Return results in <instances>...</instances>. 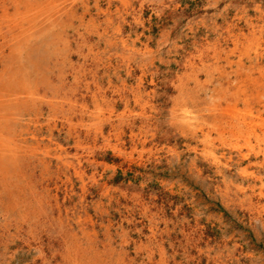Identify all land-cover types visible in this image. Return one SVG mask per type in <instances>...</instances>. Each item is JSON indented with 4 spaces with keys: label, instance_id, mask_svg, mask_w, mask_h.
<instances>
[{
    "label": "rangeland",
    "instance_id": "obj_1",
    "mask_svg": "<svg viewBox=\"0 0 264 264\" xmlns=\"http://www.w3.org/2000/svg\"><path fill=\"white\" fill-rule=\"evenodd\" d=\"M101 1H58L74 14L26 52L0 30V78L41 80L46 100L6 109L21 135L0 142V264H264V0Z\"/></svg>",
    "mask_w": 264,
    "mask_h": 264
},
{
    "label": "bare ground",
    "instance_id": "obj_2",
    "mask_svg": "<svg viewBox=\"0 0 264 264\" xmlns=\"http://www.w3.org/2000/svg\"><path fill=\"white\" fill-rule=\"evenodd\" d=\"M1 1V0H0ZM12 1V6L14 7V9H15V14H14V16H12V15H9V13H8V8L5 6V5H3V10H2V14L0 15V30L1 29H3V28H6L8 31H7V34L6 35H4L3 37V39H4V43H6V45L8 44L10 47L11 46H13V48L15 49V51L16 52H26L25 50L26 49H29V48H31L30 46L31 45H33V44H31V43H33L34 41V39L36 40V37L38 38V36H40V34L42 35L44 32H46L47 30H56V27H59L58 26V24H59V19H60V15H62V13H64V15H69V13L71 14H74L73 12H74V8L72 7V5L73 4H71V5H67V6H63V4H65L64 2H66L67 3V0H64V2H58V1H60V0H11ZM62 1V0H61ZM75 1V0H74ZM91 1V0H90ZM78 2V1H77ZM82 2V1H81ZM100 2H102L101 0H100ZM116 2V1H115ZM118 2V1H117ZM121 2L123 3V1L121 0ZM127 2V1H126ZM130 2V1H129ZM74 3V2H73ZM88 3V2H87ZM90 3V2H89ZM10 4V3H9ZM78 4V3H77ZM94 4V3H93ZM107 4H109V2L107 3ZM126 3H124V5H125ZM62 5V8L60 9L58 6H61ZM84 5V4H83ZM82 5V6H83ZM97 5V4H96ZM104 5V4H103ZM111 5V4H110ZM80 6V5H79ZM89 6V5H88ZM105 6V5H104ZM109 6V5H108ZM107 6V7H108ZM126 6V5H125ZM129 6V5H128ZM11 7V6H10ZM77 7V6H76ZM106 7V6H105ZM113 7H115V6H112V8ZM133 7V6H132ZM82 8V7H81ZM94 8H95V6H94ZM101 8V7H100ZM99 8V9H100ZM111 8V7H110ZM116 8V7H115ZM118 8V7H117ZM1 9V8H0ZM77 9H78V7H77ZM102 9V8H101ZM100 9V10H101ZM83 10V9H82ZM115 10V9H114ZM92 11V10H91ZM90 11V12H91ZM83 12V11H82ZM101 12H102V10H101ZM104 12V11H103ZM106 12V11H105ZM108 12V11H107ZM114 12V11H113ZM1 13V12H0ZM11 13H13L12 11H11ZM118 13V12H117ZM129 13V12H128ZM57 14H59L58 16H57ZM96 15V14H95ZM108 15H109V13H108ZM103 16V15H102ZM104 16H107V15H104ZM123 15H121V17H122ZM79 17H80V15H79ZM118 17V16H117ZM72 18V17H71ZM109 18V17H108ZM81 18H79V20H80ZM84 19V18H83ZM101 19V18H100ZM103 20L104 19H106V18H102ZM78 20V21H79ZM123 20V19H122ZM61 21V20H60ZM82 21V20H81ZM110 21V20H109ZM116 21V20H115ZM74 22V21H73ZM91 22V21H90ZM89 22V23H90ZM104 22V21H103ZM123 22V21H122ZM80 23V22H79ZM98 23V22H97ZM81 24V23H80ZM119 24V23H118ZM86 25V24H85ZM91 25V24H90ZM93 25V24H92ZM113 25V24H112ZM87 26V25H86ZM107 27H108V25H106ZM115 26V25H114ZM93 27V26H92ZM95 27H96V25H95ZM60 28V27H59ZM58 28V29H59ZM103 28V27H102ZM87 29V28H86ZM119 29V28H118ZM84 30V29H83ZM93 30H95V28L93 29ZM103 30V29H102ZM109 30V29H108ZM114 30V29H113ZM3 31H5V30H3ZM88 31V30H87ZM96 31V30H95ZM101 31V30H100ZM104 31V30H103ZM52 32V31H51ZM56 32V31H55ZM58 32H60V31H58ZM98 32V31H97ZM121 32V31H120ZM119 32V33H120ZM68 33V32H67ZM78 33H80L81 34V32L79 31ZM78 33H75V34H78ZM88 33V32H87ZM87 33L85 32V34L87 35ZM2 34V33H1ZM0 34V35H1ZM46 34H47V32H46ZM96 34V33H95ZM104 34V33H103ZM111 34V33H110ZM123 34V33H122ZM45 35V34H44ZM60 35V34H59ZM97 35V34H96ZM2 36V35H1ZM78 36V35H77ZM76 36V37H77ZM100 36V35H99ZM106 36H108V35H106ZM42 37V36H41ZM41 37L39 38V39H41ZM44 37V36H43ZM81 37H82V35H81ZM80 37V38H81ZM98 37V36H97ZM96 37V38H97ZM116 38H117V36H115ZM138 37V36H137ZM73 38H74V36H73ZM110 38V37H109ZM50 39V38H49ZM49 39L48 40H46V43H47V41L49 42ZM56 39V38H55ZM58 39V38H57ZM67 39V38H66ZM81 39H83V38H81ZM80 39V40H81ZM106 39H107V37H106ZM112 39H114V38H112ZM125 39V38H124ZM69 40V39H68ZM77 40V39H76ZM79 40V39H78ZM87 40V39H86ZM97 40V39H96ZM103 40V39H102ZM2 41V40H1ZM44 41V40H43ZM53 41H55V40H53ZM115 41V40H114ZM132 41V40H131ZM58 42V41H57ZM56 42V43H57ZM61 42V41H60ZM63 42V41H62ZM79 42V41H78ZM92 42V41H91ZM98 42V41H97ZM113 42V41H112ZM112 42H111V44H112ZM133 42V41H132ZM135 42V41H134ZM45 43V44H46ZM73 43V42H72ZM81 43H82V41H81ZM80 43V44H81ZM89 43V42H88ZM93 43V42H92ZM106 44H108L107 43V41L105 42ZM131 43V42H130ZM36 44V43H35ZM65 44H67V43H65ZM65 44H63V45H65ZM84 44V43H83ZM82 44V45H83ZM100 44V43H99ZM120 44V43H119ZM126 44V43H125ZM46 45H49V44H46ZM58 45V44H57ZM71 45V44H70ZM73 45H75V44H73ZM86 45V44H85ZM85 45H83V47L85 46ZM131 45V44H130ZM3 46V45H2ZM39 46V45H38ZM37 46V47H38ZM59 46V45H58ZM78 46V45H77ZM123 46V45H122ZM4 47V46H3ZM8 47V46H7ZM22 47H27L25 50H22ZM33 47H35V46H33ZM63 47V46H62ZM82 47V46H81ZM96 47V46H95ZM110 47V46H109ZM5 48V47H4ZM12 48V49H13ZM43 49H44V47H42ZM47 48V47H46ZM69 48V47H68ZM77 48V47H76ZM86 48H87V46H86ZM91 48V47H90ZM89 48V49H90ZM105 47H103V49H104ZM108 48V47H107ZM8 49V51L10 50L11 51V49L10 48H7ZM36 49V48H35ZM67 49V48H66ZM65 49V50H66ZM72 49V48H71ZM70 49V50H71ZM74 49V48H73ZM79 49V48H78ZM82 49V48H81ZM80 49V50H81ZM88 49V48H87ZM86 49V50H87ZM128 49V48H127ZM0 50H1V48H0ZM30 50V49H29ZM37 50V49H36ZM58 50H59V48H58ZM64 50V51H65ZM98 49H96V51H97ZM105 50H107V49H105ZM105 50H103V51H105ZM135 50V49H134ZM133 50V51H134ZM5 51V50H4ZM38 51V50H37ZM36 51V52H37ZM61 51H63V50H61ZM79 51V50H78ZM85 51V50H84ZM95 51V50H94ZM101 51V50H100ZM145 51V50H144ZM12 52V51H11ZM14 52V51H13ZM28 52V51H27ZM60 52V51H59ZM75 52V51H74ZM77 52V51H76ZM80 52V51H79ZM78 52V53H79ZM132 52V51H131ZM137 52V51H136ZM152 52V51H151ZM30 53V52H29ZM47 53V52H46ZM58 53V52H57ZM57 53H55V55H58ZM71 53V52H70ZM81 53V52H80ZM87 53V52H86ZM132 53H135V52H132ZM1 55H2V53H0ZM7 54V53H6ZM9 54V53H8ZM16 54V53H15ZM14 54V55H15ZM27 54V53H26ZM43 54V53H42ZM51 54V53H50ZM64 54H66V53H64ZM62 55V56H65V55ZM69 54V53H68ZM77 54V53H76ZM83 54H84V52H83ZM91 54V53H90ZM141 54V53H140ZM145 54H146V52H145ZM17 55V54H16ZM16 55L12 58V59H15L16 58ZM39 55V54H38ZM53 55V54H52ZM69 55H71V54H69ZM79 55V54H78ZM82 55V54H81ZM86 55V54H85ZM95 55V54H94ZM54 56V55H53ZM75 56V55H74ZM96 56V55H95ZM110 56H112V55H110ZM127 56V55H126ZM130 56V55H129ZM137 56H139V55H137ZM4 57V56H3ZM6 57V56H5ZM8 57V56H7ZM11 57V56H10ZM19 57V56H18ZM27 57V56H26ZM37 57V56H36ZM43 57V56H42ZM55 57V56H54ZM53 57V58H54ZM66 57V56H65ZM64 57V58H65ZM69 56H67V58H68ZM80 57V56H79ZM85 57H87L88 59H89V57L86 55ZM98 57V56H97ZM108 57V56H107ZM121 57V56H120ZM2 58V57H1ZM9 58V57H8ZM8 58H7V62L9 61L8 60ZM60 58H62L63 59V57H60ZM91 58V57H90ZM96 58V57H95ZM112 58V57H111ZM17 59H19V58H17ZM28 59V58H27ZM39 59H40V57H39ZM42 59V58H41ZM40 59V60H41ZM45 59V58H44ZM43 59V60H44ZM56 59V58H55ZM54 59V60H55ZM105 59V58H104ZM108 59H109V57H108ZM108 59H106V60H108ZM21 60V59H20ZM84 61L85 60H87V59H83ZM102 60V59H101ZM110 60V59H109ZM125 60H126V57H125ZM1 61V60H0ZM5 61V60H4ZM3 61V62H4ZM33 61V60H32ZM31 61V62H32ZM60 61V60H59ZM64 62H65V60H63ZM63 61H61L62 63H63ZM70 61V60H69ZM72 61V60H71ZM78 61V60H77ZM76 61V62H77ZM112 61V60H111ZM121 61V60H120ZM130 61V60H129ZM14 62V61H13ZM55 62V61H54ZM53 62V63H54ZM82 62V61H81ZM86 62V61H85ZM5 64H6V62H4ZM10 63V62H9ZM34 63H36V62H34ZM44 63H45V60H44ZM68 63V62H67ZM70 63V62H69ZM73 63V62H72ZM92 63V62H91ZM104 63V62H103ZM106 63V62H105ZM12 64V63H11ZM25 64H27L26 62H25ZM33 63H31L30 65L31 66H33L32 65ZM37 64V63H36ZM64 64V63H63ZM71 64V63H70ZM82 64V63H81ZM86 64H88V63H86ZM98 64V63H97ZM108 64V63H107ZM112 64V63H111ZM8 65H10V64H8ZM19 65V64H18ZM24 64H22V66H23ZM45 65V64H44ZM78 65V64H77ZM104 65H106V64H104ZM142 65V64H141ZM144 65V64H143ZM4 67H5V65H3ZM7 66V65H6ZM15 66H17V65H14V67ZM20 66V65H19ZM26 66V65H25ZM65 66V65H64ZM75 66V65H74ZM79 66V65H78ZM93 66V65H92ZM100 66H102V65H100ZM110 66V65H109ZM119 66V65H118ZM140 66V65H139ZM8 68H10L9 66H7ZM12 67H13V65H12ZM18 67V66H17ZM16 67V68H17ZM24 67V66H23ZM45 67V66H44ZM62 67H63V65H62ZM66 67V66H65ZM71 67V66H70ZM80 67H82V66H80ZM87 67V66H86ZM91 67V66H90ZM96 67V66H95ZM94 67V68H95ZM141 67V66H140ZM3 68V67H2ZM19 68V67H18ZM40 68V67H39ZM93 68V69H94ZM105 68V67H104ZM103 68V69H104ZM144 68V67H143ZM1 69V68H0ZM7 69V68H6ZM15 69V68H14ZM41 69V68H40ZM44 69V68H43ZM59 69H60V67H59ZM69 69V68H68ZM84 69V68H83ZM87 69V68H86ZM100 69V68H99ZM194 69V68H193ZM5 70V69H4ZM16 70V69H15ZM21 70V69H20ZM22 70H24V69H22ZM21 70V71H22ZM53 70V69H52ZM100 70H102V69H100ZM116 70V69H115ZM124 70H125V68H124ZM142 70V69H141ZM195 70V69H194ZM14 71V70H13ZM20 71V72H21ZM28 71V70H27ZM50 71H51V69H50ZM72 71V70H71ZM85 71V70H84ZM89 71V70H88ZM95 71H97V70H95ZM104 71V70H103ZM105 71H107V70H105ZM105 71H104V73H105ZM197 71V70H196ZM30 72V71H29ZM74 72V71H73ZM78 72V71H77ZM76 72V73H77ZM79 72H82V71H79ZM78 72V73H79ZM90 72V71H89ZM115 72H117V71H115ZM114 72V73H115ZM118 72H120V71H118ZM126 72V71H125ZM133 72V71H132ZM145 72V71H144ZM191 72V71H190ZM22 73V72H21ZM24 73V72H23ZM56 73V72H55ZM54 73V74H55ZM60 73V72H59ZM108 73H109V71H108ZM107 73V74H108ZM129 73H131V72H129ZM194 73V72H193ZM192 73V74H193ZM198 73H199V71H198ZM7 74V73H6ZM27 74V73H26ZM61 74V73H60ZM60 74H58V75H60ZM68 74H71V72L69 73L68 72ZM68 74H64L65 76L66 75H68ZM74 74V73H73ZM96 74V73H95ZM142 74V73H141ZM191 74V73H190ZM2 75V74H1ZM17 75V74H16ZM21 75V74H20ZM57 75V74H56ZM75 75V74H74ZM93 75V74H92ZM112 75H114V74H112ZM123 75V74H122ZM140 75V74H139ZM144 75V74H143ZM193 75H195V73L193 74ZM15 76V74L14 75H11V74H8V77H6V78H4L3 79V77L2 78H0V142H3V141H5V140H8V142L11 140V141H14L19 135H21V133H18V132H16L15 130H13L12 129V127H13V125H14V122H16V121H14V114H12V113H9L6 109H7V107L8 106H11V105H16V106H19L20 104H23V103H30V102H34V101H38V100H42L44 103H45V101L43 100V99H41V97H43V96H40V94H39V91H40V87H42L41 86V83H40V81H38V80H31V79H23V78H20V79H18L16 76ZM25 75H23V77H24ZM29 76H30V74H29ZM49 76V75H48ZM69 76V75H68ZM84 76V75H83ZM86 76V75H85ZM107 76V75H106ZM124 76V75H123ZM129 76H130V74H129ZM142 76V75H141ZM144 76H146V75H144ZM36 77V76H35ZM56 77H58V76H56ZM60 77V76H59ZM73 78L72 79H74V76H72ZM80 77V76H79ZM87 77V76H86ZM99 76H97V78H98ZM102 77V76H101ZM104 77V76H103ZM110 77V76H109ZM108 77V78H109ZM117 77V76H116ZM120 77V76H119ZM126 77V76H125ZM128 77V76H127ZM143 77V76H142ZM43 78V80H44V77H42ZM51 78V77H50ZM65 78V77H64ZM76 78H77V76H76ZM83 78V77H82ZM88 78V77H87ZM111 78V77H110ZM144 78V77H143ZM180 78V77H179ZM38 79V78H37ZM54 79V78H53ZM71 79V80H72ZM117 79V78H116ZM125 79H127V78H125ZM181 79V78H180ZM180 79H179V81H180ZM183 79V78H182ZM77 80V79H76ZM83 80H84V78H83ZM95 80V79H94ZM99 80V79H98ZM103 80V79H102ZM101 80V81H102ZM130 80V79H129ZM133 80V79H132ZM144 80V79H143ZM186 80V79H185ZM198 80H199V78H198ZM78 81H80V80H78ZM108 81V80H107ZM106 81V82H107ZM118 81V80H117ZM152 81V80H151ZM187 81H188V79H187ZM193 81H194V79H193ZM45 82V81H44ZM47 82V81H46ZM50 82V81H49ZM67 82H68V80H67ZM73 83H74V80L72 81ZM71 82V83H72ZM94 82V81H93ZM108 82H110V81H108ZM126 82H127V80H126ZM196 82V81H195ZM201 82V81H200ZM51 83V82H50ZM49 83V84H50ZM92 83V82H91ZM90 83V84H91ZM96 83V82H95ZM133 83H135V82H133ZM181 83V82H180ZM185 83V82H184ZM193 83V82H192ZM199 83V82H198ZM43 84V83H42ZM48 84V85H49ZM65 84H67V83H65ZM78 83L76 82V85H77ZM81 84V83H80ZM86 84H87V82H86ZM85 84V85H86ZM130 84V83H129ZM187 84H189L188 82H187ZM51 85V84H50ZM54 85V84H53ZM60 85V84H59ZM62 85V84H61ZM68 85V84H67ZM66 85V86H67ZM71 85V84H70ZM75 85V86H76ZM99 85H100V82H99ZM104 85V84H103ZM108 85V84H107ZM110 85V84H109ZM114 85V84H113ZM137 85V84H136ZM179 85V84H178ZM44 86V85H43ZM46 86V85H45ZM52 86V85H51ZM79 86V85H78ZM83 86V85H82ZM95 86V85H94ZM116 86V85H115ZM130 86V85H129ZM191 87H192V85H190ZM56 87V86H55ZM55 87H51V89L52 88H55ZM86 87V86H85ZM90 86H88V88H89ZM93 87V86H92ZM101 87H103V86H101ZM101 87L99 88L98 87V89L99 90H101ZM113 87V86H112ZM128 87V86H127ZM131 87V86H130ZM130 87H128L129 89H130ZM185 87H187V86H185ZM185 87L184 88H182V89H185ZM190 87V88H191ZM49 88V87H48ZM59 88H60V86H59ZM67 88V87H66ZM68 88H70V87H68ZM76 89L78 88L77 86L75 87ZM106 88V87H105ZM121 89H122V87H120ZM119 88V89H120ZM132 88H133V86H132ZM142 88V87H141ZM180 88V87H179ZM188 88H189V86H188ZM193 88V87H192ZM47 89V88H46ZM50 89V90H51ZM58 89V88H57ZM82 89V88H81ZM84 89V88H83ZM91 89V88H90ZM107 89V88H106ZM109 89V88H108ZM117 89V88H116ZM128 89V90H129ZM138 89H140V88H138ZM143 89V88H142ZM43 90V89H42ZM65 90V89H64ZM75 90V89H74ZM131 90H133V89H131ZM145 90V89H144ZM190 90V89H189ZM213 90V89H212ZM54 91V90H53ZM84 91V90H83ZM115 91V90H114ZM114 91H113V93H114ZM122 91H123V89H122ZM210 91V90H209ZM43 92V91H42ZM47 92H48V90H47ZM66 92V91H65ZM80 92H82V91H80ZM88 92H90V90H88ZM87 92V93H88ZM101 92V91H100ZM99 92V93H100ZM118 92V91H117ZM120 92V91H119ZM125 92V91H124ZM130 92V91H129ZM135 92V91H134ZM183 92V91H182ZM193 92V91H192ZM196 92V91H195ZM201 92V91H200ZM50 93V92H49ZM61 93H62V91H61ZM73 93H74V91H73ZM73 93H72V95H73ZM76 93V92H75ZM85 92H83V94H84ZM93 93V92H92ZM103 93V92H102ZM146 93V92H145ZM197 93H198V91H197ZM196 93V94H197ZM210 93V92H209ZM44 94V93H43ZM64 94V93H63ZM94 94V93H93ZM98 94V93H97ZM125 94H129L128 92L127 93H125ZM133 94V93H132ZM131 94V95H132ZM143 94V93H142ZM192 94V93H191ZM196 94H195V96H196ZM82 95V94H81ZM96 95V94H95ZM99 95V94H98ZM118 95V94H117ZM130 95V96H131ZM138 95V94H137ZM181 95V94H180ZM180 95H179V97H180ZM83 96V95H82ZM88 96V95H87ZM93 96V95H92ZM112 96H114V95H112ZM124 96V95H123ZM149 96V95H148ZM198 96V95H197ZM201 96V95H200ZM48 97V96H47ZM46 97V98H47ZM65 97V96H64ZM63 97V98H64ZM79 97V96H78ZM84 97V96H83ZM89 97V96H88ZM88 97H86V98H88ZM96 97H97V95H96ZM106 97V96H105ZM120 97V96H119ZM126 97V96H125ZM190 97V96H189ZM62 98V99H63ZM128 98V97H127ZM186 98H188V97H186ZM185 98V99H186ZM69 99V98H68ZM81 99V98H80ZM91 99V98H90ZM89 99V100H90ZM103 99H105V98H103ZM137 99H138V97H137ZM137 99L135 100L136 102H137ZM191 99V98H190ZM53 99H51V100H49V103L50 104H54L53 103V101H52ZM55 100V99H54ZM102 100V99H101ZM116 100V99H115ZM120 100H122V99H120ZM148 100V99H147ZM177 100V99H176ZM184 100V99H183ZM191 100H193V99H191ZM61 101V100H60ZM65 100L63 99V102H64ZM82 101V100H81ZM86 101V100H85ZM92 101H94L93 100V98H92ZM106 101H107V99H106ZM140 101H141V99H140ZM145 101V100H144ZM178 102H179V100H177ZM185 101H187V100H185ZM48 102V101H47ZM68 102V101H67ZM72 102H74V101H72ZM88 102H90V101H88ZM87 102V103H88ZM125 102H127V101H125ZM133 102H134V100H133ZM135 102V103H136ZM183 102V101H182ZM181 102V103H182ZM191 102V101H190ZM193 102V101H192ZM55 103H57V102H55ZM77 103V102H76ZM75 103V104H76ZM78 103H80V102H78ZM83 103V102H82ZM86 103V102H85ZM86 103V104H87ZM97 103V102H96ZM105 103V102H104ZM135 103H133V104H135ZM143 103V102H142ZM148 103V102H147ZM180 103V102H179ZM179 103H178V105H179ZM195 103V102H194ZM193 103V104H194ZM198 103V102H197ZM202 103V102H201ZM213 103V102H212ZM31 104V103H30ZM65 104H67V103H65ZM73 104V103H72ZM81 104V103H80ZM107 104H108V102H107ZM106 104V105H107ZM131 104V103H130ZM186 104V103H185ZM40 105V104H39ZM42 105H44V104H42ZM56 105V104H55ZM69 105H70V103H69ZM82 105V104H81ZM89 105V104H88ZM94 105V104H93ZM103 105V104H102ZM105 105V106H106ZM117 105V104H116ZM176 105V104H175ZM182 105H183V103H182ZM188 106H189V104H187ZM191 105V104H190ZM197 105V104H196ZM20 106H22V105H20ZM23 106H24V104H23ZM32 106V105H31ZM41 106V105H40ZM45 106H47V105H45ZM54 106V105H53ZM59 106H61V105H59ZM66 106V105H65ZM68 106V105H67ZM72 106V105H71ZM80 106V105H79ZM84 106V105H83ZM91 106H92V104H91ZM104 106V105H103ZM111 106H113V105H111ZM110 106V107H111ZM115 106V105H114ZM127 106V105H126ZM140 106V105H139ZM141 106H143V105H141ZM150 106V105H149ZM185 106V105H184ZM183 106V107H184ZM26 107H27V105H26ZM51 107V106H50ZM76 107V106H75ZM93 107H97V106H93ZM101 107V106H100ZM115 107H117V106H115ZM114 107V108H115ZM128 107V106H127ZM192 107V106H191ZM22 108V107H21ZM29 108V107H28ZM36 108V107H35ZM34 108V109H35ZM54 108V107H53ZM61 108H63L62 106H61ZM71 108H73V107H71ZM80 108V107H79ZM82 108V107H81ZM84 108H85V106H84ZM87 108V107H86ZM99 107H97V109H98ZM103 108V107H102ZM155 108V107H154ZM27 108H24V110H26ZM38 109V108H37ZM58 109H60V108H58ZM74 109H77V108H74ZM97 109H96V111H97ZM106 109V108H105ZM141 109V108H140ZM28 110V109H27ZM54 110V109H53ZM63 110V109H62ZM64 110H65V108H64ZM63 110V111H64ZM68 110V109H67ZM72 110V109H71ZM88 110V109H87ZM112 110H113V107H112ZM155 110V109H154ZM180 110V109H179ZM18 111H20L21 112V110H17V112ZM23 111V110H22ZM32 111H33V109H32ZM31 111V112H32ZM37 111V110H36ZM42 111V110H41ZM68 111H70V110H68ZM78 111H79V109H78ZM78 111H77V113H78ZM80 111H82V110H80ZM91 111H93L94 112V110H91ZM90 111V112H91ZM96 111H95V113H96ZM109 111V110H108ZM142 111V110H141ZM145 111V110H144ZM148 111V110H147ZM178 111V110H177ZM11 112V111H10ZM19 112V113H20ZM53 112H56L55 110L54 111H52V112H50V113H53ZM59 112H61L60 110H59ZM84 112H86L85 110H84ZM83 112V115L85 114ZM87 112H89V111H87ZM92 112V113H93ZM113 112V111H112ZM152 112V111H151ZM25 113V112H24ZM39 113V112H38ZM76 113V114H77ZM91 113V114H92ZM100 112H98V114H99ZM173 113V112H172ZM218 113V112H217ZM40 114V113H39ZM38 114V115H39ZM44 114V113H43ZM79 114H81V113H78V116H79ZM97 114V113H96ZM101 114V113H100ZM111 114V113H110ZM140 114V113H139ZM143 114V113H142ZM155 114V113H154ZM224 114V113H223ZM28 115V114H27ZM34 115V114H33ZM36 115V114H35ZM59 115V114H58ZM57 115V116H58ZM70 115V114H69ZM102 115V114H101ZM127 115H129V114H127ZM173 115V114H172ZM18 116V115H17ZM19 116H21V115H19ZM25 116V115H24ZM31 116V115H30ZM40 116H42V115H40ZM46 116V115H45ZM48 116V115H47ZM51 116V115H50ZM72 116H73V114H72ZM77 116V117H78ZM88 116V115H87ZM112 116H114V115H112ZM120 116V115H119ZM140 116V115H139ZM249 116V115H248ZM22 117V116H21ZM20 117V118H21ZM54 117V116H53ZM53 117L52 118H50V119H52L53 120ZM76 117V118H77ZM80 117V116H79ZM94 117V116H93ZM104 117H106V121H108L109 120V117L108 116H104ZM108 117V118H107ZM111 117V116H110ZM127 117V116H126ZM150 117V116H149ZM180 117V116H179ZM24 118V117H23ZM75 118V117H74ZM88 118V117H87ZM86 118V119H87ZM102 118V117H101ZM133 118V117H132ZM175 118V117H174ZM177 118V117H176ZM229 118V117H228ZM248 118V117H247ZM18 119V118H17ZM34 120H35V118H33ZM48 119V118H47ZM61 119V118H60ZM59 119V120H60ZM67 119V118H66ZM80 118H78L77 120H79ZM85 119V118H84ZM83 119V120H84ZM115 119H117V118H115ZM122 119H124L125 120V118H122ZM143 119V118H142ZM145 119H146V116H145ZM148 119V118H147ZM150 119V118H149ZM157 119V118H156ZM173 119V118H172ZM202 119V118H201ZM205 119V118H204ZM256 119V118H255ZM18 120H20V119H18ZM26 120V119H25ZM28 120V119H27ZM39 120H40V118H39ZM68 120V119H67ZM66 120V121H67ZM70 120H71V116H70V118H69V123H70ZM98 120V119H97ZM96 120V121H97ZM99 120H100V118H99ZM102 120H105V118L104 119H102ZM120 120V119H119ZM129 120V119H128ZM134 120V119H133ZM155 120V119H154ZM174 120V119H173ZM178 120V119H177ZM182 120V119H181ZM197 120H199V119H197ZM21 121V120H20ZM31 121V120H30ZM36 121V120H35ZM48 121V120H47ZM60 121H62V120H60ZM64 121V120H63ZM117 121V120H116ZM122 120H120V122H121ZM126 121V120H125ZM172 121V120H171ZM205 121V120H204ZM53 122V121H52ZM84 122V121H83ZM85 122H86V120H85ZM85 122H84V124H85ZM95 122V121H94ZM109 122V121H108ZM114 122V121H113ZM112 122V123H113ZM118 122V121H117ZM124 122V121H123ZM151 122V121H150ZM154 122V121H153ZM190 122V121H189ZM188 122V123H189ZM191 122H193V121H191ZM207 122H209L208 120H207ZM228 122V121H227ZM263 122V121H262ZM17 123V122H16ZM24 123V122H23ZM57 123V122H56ZM62 123V122H61ZM73 123V122H72ZM72 123H70V125L72 124ZM78 123V122H77ZM79 123L80 124H82L80 121H79ZM93 123V122H92ZM99 123V122H98ZM106 124H104V125H107V122H105ZM110 123V122H109ZM122 123V122H121ZM125 123V122H124ZM134 123V122H133ZM156 123V122H155ZM174 123H176V121L174 122ZM187 123V121L185 122V124ZM193 123H195V122H193ZM199 123V122H198ZM202 123V122H201ZM251 123V122H250ZM27 124V123H26ZM67 124V126H68V123H66ZM83 124V125H84ZM91 124V123H90ZM151 124V123H150ZM161 124V123H160ZM160 124H158V125H160ZM172 126H174L173 124H172V122L170 123ZM178 124H179V121H178ZM177 124V125H178ZM181 124V123H180ZM192 124V123H191ZM260 124H263V123H260ZM48 125V124H47ZM77 125V124H76ZM96 125V124H95ZM100 125H102V124H100ZM114 125H116V124H114ZM118 125V124H117ZM148 125V124H147ZM154 125V124H153ZM162 125V124H161ZM160 125V126H161ZM176 125V124H175ZM194 125V124H193ZM196 125V124H195ZM194 125V126H195ZM203 125V124H202ZM30 126V125H29ZM38 126V125H37ZM43 126V125H42ZM54 126V125H53ZM91 126V125H90ZM92 126H94V125H92ZM103 126V125H102ZM130 126V125H129ZM145 126V125H144ZM218 126V125H217ZM26 127H28V126H26ZM45 127V126H44ZM66 127V126H65ZM78 127V126H77ZM99 127V126H98ZM119 127V126H118ZM125 127V126H124ZM176 127H178V126H176ZM213 127V126H212ZM52 128V127H51ZM50 128V129H51ZM60 128V127H59ZM68 128V127H67ZM70 128V127H69ZM91 128V127H90ZM100 128H101V126H100ZM104 128V127H103ZM111 128V127H110ZM154 128V127H153ZM199 128H201V127H198V130H199ZM204 128V127H203ZM207 128V127H206ZM211 128V127H210ZM264 128V127H263ZM32 129H33V127H32ZM54 129V128H53ZM65 129V128H64ZM75 129V128H74ZM99 129V128H98ZM115 129V128H114ZM114 129L112 128V131H114ZM119 129V128H118ZM131 129V128H130ZM136 129V128H135ZM148 129V128H147ZM154 129H156V128H154ZM212 129V128H211ZM13 130V131H12ZM35 130V129H34ZM67 130H69V129H67ZM72 130V129H71ZM78 130V129H77ZM95 130V129H94ZM158 130V129H157ZM185 130H187V129H185ZM190 130V129H189ZM197 130V129H196ZM201 130H202V128H201ZM14 131H15V133H14ZM46 131H47V129H46ZM60 131V130H59ZM72 131H74V130H72ZM83 131V130H82ZM90 131V130H89ZM93 131V130H92ZM98 131V130H97ZM151 131H153V130H151ZM44 132V131H43ZM61 132H63V131H61ZM69 132V131H68ZM81 132V131H80ZM96 132V131H95ZM99 132H101V131H99ZM139 132V131H138ZM182 132V131H181ZM185 132V131H184ZM189 132V131H188ZM197 132V131H196ZM195 132V133H196ZM24 133H26V132H24ZM24 133H22V135H25ZM88 133V132H87ZM92 133V132H91ZM117 133H119V132H117ZM122 133V132H121ZM131 133H132V131H131ZM143 133H145V132H143ZM154 133V132H153ZM186 133H187V131H186ZM190 133V132H189ZM199 133V132H198ZM29 134V133H28ZM38 134V133H37ZM65 134V133H64ZM101 134V133H100ZM110 134V133H109ZM111 134H113V133H111ZM192 134V133H191ZM52 135V134H51ZM66 135V134H65ZM67 135H69L68 133H67ZM81 135V134H80ZM86 135V134H85ZM88 135V134H87ZM187 135V134H186ZM196 135V134H195ZM27 136V135H26ZM77 136V135H76ZM90 136V135H89ZM97 136V135H96ZM95 136V137H96ZM98 136H100V135H98ZM115 136V135H114ZM119 136V135H118ZM155 136V135H154ZM36 137V136H35ZM63 137V136H62ZM65 137V136H64ZM63 137V138H64ZM78 137V136H77ZM116 137V136H115ZM114 137V138H115ZM132 137V136H131ZM137 137V136H136ZM146 137V136H145ZM203 137V136H202ZM61 138V137H60ZM81 138V137H80ZM90 138V137H89ZM111 138V137H110ZM118 138V137H117ZM155 138V137H154ZM40 139V138H39ZM46 139V138H45ZM99 139V138H98ZM102 139H104V138H102ZM119 139V138H118ZM121 139V138H120ZM125 139V138H124ZM123 139V140H124ZM137 139V138H136ZM148 139V138H147ZM25 140V139H24ZM41 140H42V138H41ZM48 140V139H47ZM78 140V139H77ZM138 140V139H137ZM141 140V139H140ZM151 140V139H150ZM23 141V140H22ZM21 141V142H22ZM32 141H33V139H32ZM43 141V140H42ZM72 141V140H71ZM80 141V140H79ZM108 141V140H107ZM18 142H19V140H18ZM73 142V141H72ZM75 142V141H74ZM85 142V141H84ZM96 142V141H95ZM120 142V141H119ZM118 142V143H119ZM128 142V141H127ZM131 142V141H130ZM140 142V141H139ZM9 143H12V142H9ZM49 143V142H48ZM52 143V142H51ZM64 143V142H63ZM88 143V142H87ZM91 143V142H90ZM132 143V142H131ZM144 142H142V144H143ZM13 144V143H12ZM20 144V143H19ZM35 144V143H34ZM38 144V143H37ZM41 144V143H40ZM47 144V143H46ZM53 144V143H52ZM83 144V143H82ZM104 144V143H103ZM134 144V143H133ZM21 145V144H20ZM26 145V144H25ZM49 145V144H48ZM51 145V144H50ZM95 145V144H94ZM93 145V146H94ZM106 145V144H105ZM145 145V144H144ZM143 145V146H144ZM37 146V145H36ZM35 146V147H36ZM133 146V145H132ZM4 147V146H3ZM9 147V146H8ZM12 147H14V146H12ZM28 147V146H27ZM39 147V146H38ZM48 147V146H47ZM47 147H45V148H47ZM52 147V146H51ZM33 148H34V146H33ZM84 147H82V149H83ZM125 148V147H124ZM136 148V147H135ZM6 149V148H5ZM40 149V148H39ZM60 149H62L61 147H60ZM65 149V148H64ZM63 149V150H64ZM76 149H78V148H76ZM16 150V149H15ZM45 150V149H44ZM47 150V149H46ZM48 150H49V148H48ZM75 150V149H74ZM125 150V149H124ZM10 151V150H9ZM68 151V150H67ZM91 151V150H90ZM95 151V150H94ZM39 152V151H38ZM47 152V151H46ZM51 152V151H50ZM64 152V151H63ZM62 152V153H63ZM123 152V151H122ZM23 153V152H22ZM36 153V152H35ZM40 153V152H39ZM121 153V152H120ZM34 154V153H33ZM48 154V153H47ZM92 154V153H91ZM29 155V154H28ZM62 155V154H61ZM74 155V154H73ZM43 156V155H42ZM89 156V155H88ZM88 156H87V158H88ZM44 157V156H43ZM13 158V157H12ZM49 158V157H48ZM51 158V157H50ZM56 158V157H55ZM40 160V159H39ZM48 160V159H47ZM61 160V159H60ZM60 160H59V162H60ZM75 161H77V160H74L73 162H75ZM26 162V161H25ZM30 162V161H29ZM70 162V161H69ZM19 163V162H18ZM61 163V162H60ZM84 163V162H83ZM36 164V163H35ZM55 164V163H54ZM57 164H59V163H57ZM72 164V163H71ZM14 165H15V163H14ZM44 165V164H43ZM46 165V164H45ZM62 165H63V163H62ZM61 165V166H62ZM67 165V164H66ZM69 165V164H68ZM262 165V164H261ZM21 166V165H20ZM65 166V165H64ZM63 166V167H64ZM263 166V165H262ZM8 167V166H7ZM16 167V166H15ZM23 167V166H22ZM56 167V166H55ZM10 168V167H9ZM45 168V167H44ZM69 168V167H68ZM67 168V169H68ZM78 168V167H77ZM19 169V168H18ZM27 169V168H26ZM58 170V169H57ZM64 170V169H63ZM66 170V169H65ZM10 171V170H9ZM25 171V170H24ZM73 171V170H72ZM78 171V170H77ZM82 172V171H81ZM19 173V172H18ZM17 173V174H18ZM30 173V172H29ZM61 173V172H60ZM64 174V173H63ZM15 175H16V173H15ZM5 176H7V175H5ZM10 176V175H9ZM12 177V176H11ZM257 177V176H256ZM7 178V177H6ZM15 178V177H14ZM29 178V177H28ZM22 179V178H21ZM33 180V179H32ZM255 180L256 181H258V179H256L255 178ZM262 180V179H261ZM27 182V181H26ZM28 182H30V181H28ZM264 182V181H263ZM7 183V182H6ZM25 183V182H24ZM31 184V183H30ZM99 184V183H98ZM8 185V184H7ZM25 185V184H24ZM37 185V184H36ZM5 187V186H4ZM8 187H10V186H8ZM32 187V186H31ZM43 187V186H42ZM255 187V186H254ZM21 188V187H20ZM27 188V187H26ZM105 188V187H104ZM5 189V188H4ZM22 189V188H21ZM34 189V188H33ZM255 189V188H254ZM30 190V189H29ZM42 190H44V189H42ZM258 190V189H257ZM31 191V190H30ZM29 191V192H30ZM263 191V190H262ZM7 192V191H6ZM5 192V193H6ZM43 192V191H42ZM41 192V193H42ZM31 193V192H30ZM36 193V192H35ZM24 194V193H23ZM22 194V195H23ZM34 194V193H33ZM263 194V193H262ZM6 195V194H5ZM4 195V196H5ZM259 195V194H258ZM261 195V194H260ZM264 195V194H263ZM2 196V195H1ZM25 196H26V194H25ZM30 196V195H29ZM28 196V197H29ZM7 196H5V198H6ZM35 200V199H34ZM11 201V200H10ZM43 201V200H42ZM48 201V200H47ZM66 201V200H65ZM37 202V201H36ZM1 203V202H0ZM17 203V202H16ZM42 203V202H41ZM48 203H49V201H48ZM2 204V203H1ZM35 204V203H34ZM43 204V203H42ZM33 205V204H32ZM23 206V205H22ZM37 206V205H36ZM4 207V206H3ZM18 208V207H17ZM27 208V207H26ZM38 208V207H37ZM43 208V207H42ZM47 208V207H46ZM52 208V207H51ZM10 209V208H9ZM17 210V209H16ZM37 210V209H36ZM54 210V209H53ZM33 211V210H32ZM52 211V210H51ZM15 212V211H14ZM8 213H9V211H8ZM11 213H13V211L11 212ZM45 213V212H44ZM53 213V212H52ZM26 214H28V213H26ZM26 214H24V215H26ZM49 214V213H48ZM47 214V215H48ZM54 214V213H53ZM31 215V214H30ZM29 215V216H30ZM42 215V214H41ZM23 216V215H22ZM11 217V216H10ZM44 217H45V215H44ZM12 218V217H11ZM7 219V218H6ZM32 219H34V217L32 218ZM12 221V220H11ZM34 221V220H33ZM35 221H37V220H35ZM1 224V223H0ZM6 224V223H5ZM10 224V223H9ZM8 224V225H9ZM12 224V223H11ZM94 226V225H93ZM12 227V226H11ZM16 227V226H15ZM81 228V227H80ZM85 228V227H84ZM105 228V227H104ZM109 228V227H108ZM153 228V227H152ZM4 229H5V227H4ZM15 229H17V228H15ZM67 229V228H66ZM68 229H70V228H68ZM101 229H103L102 227H101ZM89 230V229H88ZM80 231V230H79ZM83 231V230H82ZM152 231V230H151ZM106 233V232H105ZM104 233V234H105ZM66 234V233H65ZM89 234V233H88ZM97 234V233H96ZM98 234H100V233H98ZM107 234V233H106ZM91 235V234H90ZM90 235H88V236H90ZM108 235V234H107ZM111 235V234H110ZM153 235V234H152ZM37 236V235H36ZM41 236V235H40ZM87 236V235H86ZM99 236V235H98ZM155 236V235H154ZM7 237V236H6ZM70 237V236H69ZM63 238V237H62ZM75 237H73V239H74ZM79 238V237H78ZM91 238V237H90ZM97 238V237H96ZM107 238H108V236H107ZM148 238V237H147ZM69 239V238H68ZM73 239H72V241H73ZM86 239H87V237H86ZM89 239V238H88ZM99 239V238H98ZM105 239H106V237H105ZM104 239V240H105ZM109 239V238H108ZM107 239V240H108ZM111 239V238H110ZM37 240V239H36ZM65 240V239H64ZM79 240V239H78ZM93 240V239H92ZM96 240V239H95ZM94 240V241H95ZM101 240V239H100ZM104 240H102V241H104ZM112 240V239H111ZM154 240V239H153ZM11 241V240H10ZM41 241V240H40ZM69 241V240H68ZM71 241V242H72ZM83 241V240H82ZM98 241V240H97ZM174 241V240H173ZM187 241V240H186ZM73 242H75V241H73ZM80 242V241H79ZM90 242V241H89ZM105 242V241H104ZM109 242V241H108ZM81 243V242H80ZM88 243V242H87ZM87 243H86V245H87ZM91 243V242H90ZM89 243V244H90ZM113 243V242H112ZM111 243V244H112ZM148 243V242H147ZM2 244V243H1ZM0 244V245H1ZM104 244V243H103ZM106 244V243H105ZM141 244H143V243H141ZM66 245V244H65ZM108 245V244H107ZM78 246V245H77ZM88 246V245H87ZM93 246H94V244H93ZM104 246V245H103ZM69 247V246H68ZM73 247V246H72ZM99 247V246H98ZM77 248V247H76ZM80 248H82L81 246H80ZM109 248V247H108ZM77 249H79V248H77ZM87 249V248H86ZM85 249V250H86ZM96 249V248H95ZM163 249V248H162ZM161 249V250H162ZM70 250V249H69ZM74 250H76V249H74ZM82 250H84L83 248H82ZM105 250V249H104ZM107 250H109V249H107ZM115 250V249H114ZM78 251V250H77ZM79 251H81V250H79ZM87 251H89V250H87ZM91 251H93L92 249H91ZM112 251V250H111ZM73 252V251H72ZM83 252V251H82ZM97 252V251H96ZM135 252V251H134ZM88 253V252H87ZM92 253V252H91ZM105 253V252H104ZM115 253V252H114ZM120 253V252H119ZM123 253V252H122ZM126 253V252H125ZM148 253H149V251H148ZM67 254V253H66ZM74 254V253H73ZM72 254V255H73ZM78 254V253H77ZM76 254V252H75V255H77ZM84 254H86L85 252H84ZM84 254H81V256L82 255H84ZM98 254V253H97ZM106 254V253H105ZM68 255H71V253L70 254H68ZM72 255L70 256V258L72 257ZM79 255V254H78ZM92 255V254H91ZM96 255V254H95ZM99 255H101V254H99ZM112 255V254H111ZM121 255V254H120ZM125 255V254H124ZM142 255V254H141ZM80 256V255H79ZM93 256V255H92ZM97 256V255H96ZM107 256H108V253H107ZM67 257V256H66ZM88 257V256H87ZM120 257V256H119ZM122 257H123V255H122ZM126 257H128V256H126ZM125 257V258H126ZM76 258V257H75ZM81 258V257H80ZM83 258H84V256H83ZM82 258V259H83ZM107 258V257H106ZM112 258V257H111ZM114 258V257H113ZM112 258V259H113ZM81 259V260H82ZM85 259V258H84ZM86 259H88V258H86ZM90 259V258H89ZM101 259V258H100ZM100 259H98V260H100ZM120 259V258H119ZM124 259V258H123ZM132 260H133V258H131ZM74 260V259H73ZM77 260V259H76ZM93 260H94V258H93ZM97 260V259H96ZM95 260V261H96ZM115 260V259H114ZM121 260V259H120ZM124 260H126V259H124ZM135 260V259H134ZM70 261V260H69ZM77 261H79V259L77 260ZM83 261H85V260H82L81 262H83ZM101 261V260H100ZM105 261V260H104ZM107 261H109V260H107ZM111 261V260H110ZM123 261V260H122ZM90 262H91V260H90ZM90 262L88 263V264H90ZM94 262V261H93ZM124 262V261H123ZM94 263H97V262H94ZM117 263H119V262H117ZM80 264V263H79ZM84 264V263H83ZM87 264V263H86ZM99 264H101L100 262H99ZM108 264H111V263H108ZM113 264V263H112ZM120 264H121V262H120ZM128 264H130V263H128ZM140 264V263H139ZM144 264V263H143Z\"/></svg>",
    "mask_w": 264,
    "mask_h": 264
}]
</instances>
